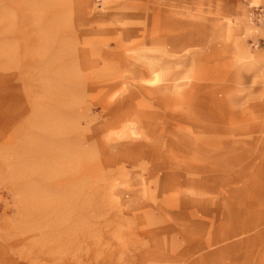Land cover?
<instances>
[{
  "label": "rangeland",
  "instance_id": "rangeland-1",
  "mask_svg": "<svg viewBox=\"0 0 264 264\" xmlns=\"http://www.w3.org/2000/svg\"><path fill=\"white\" fill-rule=\"evenodd\" d=\"M0 255L264 264V0H0Z\"/></svg>",
  "mask_w": 264,
  "mask_h": 264
},
{
  "label": "bare ground",
  "instance_id": "bare-ground-1",
  "mask_svg": "<svg viewBox=\"0 0 264 264\" xmlns=\"http://www.w3.org/2000/svg\"><path fill=\"white\" fill-rule=\"evenodd\" d=\"M146 65L148 67V73L151 75L150 78L147 80V82L150 85H158L164 81H169L172 83L174 89L179 87L177 81L178 77H176L175 74L172 72L169 74L168 67L164 66V63L161 62L160 58L158 59L148 58V60L146 61ZM163 87L167 88L168 86L164 85ZM52 90H54V92L57 94L59 91H66L69 89H67L66 87L64 89L59 88L57 85H54L52 87ZM2 259H3L2 255H0V261H2Z\"/></svg>",
  "mask_w": 264,
  "mask_h": 264
}]
</instances>
